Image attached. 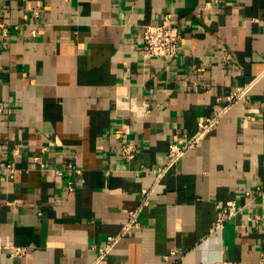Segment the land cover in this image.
Segmentation results:
<instances>
[{
    "label": "crops",
    "instance_id": "obj_1",
    "mask_svg": "<svg viewBox=\"0 0 264 264\" xmlns=\"http://www.w3.org/2000/svg\"><path fill=\"white\" fill-rule=\"evenodd\" d=\"M208 1L0 0V102L12 109L0 114V264H264V0ZM168 11L179 55L146 58L144 26ZM206 118L214 126L157 179L170 145ZM68 161L82 180L55 172ZM229 200L243 209L213 229Z\"/></svg>",
    "mask_w": 264,
    "mask_h": 264
},
{
    "label": "built area",
    "instance_id": "obj_2",
    "mask_svg": "<svg viewBox=\"0 0 264 264\" xmlns=\"http://www.w3.org/2000/svg\"><path fill=\"white\" fill-rule=\"evenodd\" d=\"M224 0H209L206 3L208 8L219 6L223 3ZM165 21L159 23H149L144 26L143 31V44L141 47L142 53L146 58H164V59H172L177 57L180 52L181 41H182V29L179 25L174 22V13L168 11L165 13ZM226 60L230 58V55H225L224 57ZM125 99V98H124ZM128 100V99H127ZM134 102L131 100L123 101L122 106L124 108L134 109ZM11 108L6 105L4 102H0V114L11 112ZM216 123V119L213 118H206L205 121L200 122L199 130L196 135L192 138L187 139L186 141L179 140L173 142L170 145V150L168 152L167 164L164 167L158 169V176L157 179L162 177L164 173L169 170L174 161L184 154V152L193 147L198 139L208 132L212 126ZM49 147L47 145H42L41 150L43 152L48 151ZM21 148L16 147L14 148L13 155H17L20 153ZM120 150L121 154L126 157L127 159H132L135 157L138 147L137 145L130 140L129 136L126 132L120 137ZM34 160L39 164L42 170H48V165L45 160L40 156L36 155ZM6 168L11 172L15 173L17 170L14 167L13 163H7ZM71 171L77 175V178L82 180V171L80 168L75 167L72 161H68L65 164L64 168H57L55 172L59 175H62L64 170ZM75 181L70 179L67 181L66 188L68 192H72L75 189ZM258 193L264 196V191L262 190L261 185H257L256 187ZM150 191L144 190L143 195L144 199L142 201V205L146 203V199L149 195ZM252 192L247 191L246 195L249 197L251 196ZM141 206L138 207L137 210L129 213L128 219L123 227L115 234L109 235L107 238V243L100 247V254L98 260L103 259L108 253H110L114 247L117 245L119 240L127 235L132 228L137 227L139 225L138 215L141 209ZM219 213L218 217L215 221L213 229H222L225 223L239 213L243 207L238 205L236 201L229 200L224 203H220L218 206ZM255 220L259 221L263 219L262 215H255ZM24 253V248L20 246H12V254L16 256H20ZM263 256L264 253H261ZM215 264H230L227 260H218Z\"/></svg>",
    "mask_w": 264,
    "mask_h": 264
}]
</instances>
